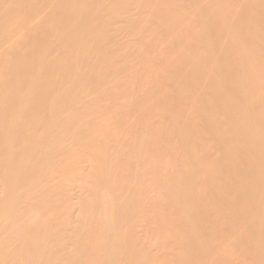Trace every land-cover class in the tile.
Wrapping results in <instances>:
<instances>
[{"label": "bare ground", "instance_id": "obj_1", "mask_svg": "<svg viewBox=\"0 0 264 264\" xmlns=\"http://www.w3.org/2000/svg\"><path fill=\"white\" fill-rule=\"evenodd\" d=\"M0 264H264V0H0Z\"/></svg>", "mask_w": 264, "mask_h": 264}]
</instances>
